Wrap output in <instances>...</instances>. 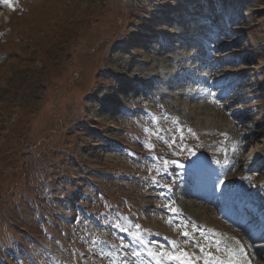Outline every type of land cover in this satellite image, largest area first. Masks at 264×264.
<instances>
[{
  "label": "rangeland",
  "instance_id": "obj_1",
  "mask_svg": "<svg viewBox=\"0 0 264 264\" xmlns=\"http://www.w3.org/2000/svg\"><path fill=\"white\" fill-rule=\"evenodd\" d=\"M10 3L0 0V264H155L144 245L174 252L172 241L205 264V253L226 258L214 234L264 264V222L239 203L264 209V0ZM102 89L119 96L110 121L96 110ZM146 112L167 114L159 127L176 137L171 148L154 136L153 152L143 147ZM165 159L184 165L160 181L170 193L150 182ZM184 226L204 253L185 243Z\"/></svg>",
  "mask_w": 264,
  "mask_h": 264
},
{
  "label": "snow or ice",
  "instance_id": "obj_2",
  "mask_svg": "<svg viewBox=\"0 0 264 264\" xmlns=\"http://www.w3.org/2000/svg\"><path fill=\"white\" fill-rule=\"evenodd\" d=\"M5 3H8L9 7H11V3L10 0H5ZM101 76L104 75H108L105 72H101L100 73ZM102 91H108V89H102ZM207 98H209V102L212 104H216L219 107L223 108V104L222 102L217 98V94L215 92H207L206 93ZM162 107V106H161ZM146 116L148 117V119L151 121L153 127L152 128H148V127H143L142 131L144 132L145 136H146V140L143 142V147L149 151L150 153L153 152L155 145L152 143V137L154 136L156 139L162 141L164 144L168 145L169 148L172 147V145L175 143L176 141V137L173 136L171 142L164 136L163 134V129H161L159 127V120L161 118H163L164 120H168V116L165 113H162L161 117H156L154 116L152 113L150 112H146ZM172 123L174 125H179V120L177 118H173L172 119ZM177 131H182L181 129H179V127H177L176 129ZM189 133H191L193 136H195V133L192 131L191 128H189L187 130ZM220 135L225 137V140H227V134L225 133H221ZM181 140H183V137L181 136ZM242 143V141H237L236 144H234L232 146V151L233 153H236L237 151H239L238 145ZM181 148V152L183 151H187L190 157H195L196 156V152L193 151L192 149L188 148L185 149V147L183 145L180 146ZM220 151H224L225 155H226V150L225 149H220ZM174 155H179L180 153H173ZM129 156H133L135 155L134 153L129 152L128 153ZM153 160H157L158 158L156 156H152ZM214 163L219 164L220 161L219 160H214ZM175 166L178 168H183L184 165L177 163L174 160H164L163 161V167H159L157 165H153V168L149 169V174L151 176V184L166 189L167 192H171L172 191V185L165 183V184H161V180L164 179V174L167 173V169L169 166ZM191 167H193L194 169H203L204 165L199 162L194 160ZM153 170L155 171V175H152ZM226 173L224 175H222L221 177H219L216 180L212 181V190L213 191H220L223 190V188H225L227 186V182H226ZM157 176L160 177V179H157ZM174 183V181H173ZM250 185L252 187H257L255 184H251V181H249ZM261 188H264V185L260 186ZM161 196H163V193H161ZM107 207V205H106ZM165 207L168 209L169 212L171 213H178L180 210L175 207L174 205V201L170 202L168 204H165ZM120 219H127L126 217H120ZM171 220L168 221L169 224H171ZM116 227L119 228L120 231L127 233L128 229L123 227L122 225L117 224ZM187 226H184V229L181 230L180 234L186 238L185 243L192 241L194 246L199 248L200 251L202 253H204L205 251V246L203 244L197 243L194 239V235L193 233H190L189 231L186 230ZM193 227H195L193 225ZM137 228V232L136 233H132V239L136 242H138L141 245H144V240H143V236L142 234L139 232L140 226L136 225ZM201 235H203V233H201ZM215 235V247H216V251L217 252H221L223 251L226 254V258H220V257H211L210 259L207 258L210 256L209 253H205V264H251V261L245 251V245L238 239L236 240H228L225 239L223 237H220L218 234H214ZM91 243L93 245H97L99 243H104L103 241L99 240V237H95L92 239ZM174 247L177 248V251L179 252V254H177V251L174 252H165L163 250H161L160 252H153L151 249L147 248V245H144V248L147 250V254L148 256H150L154 261L155 264H165V260H176L179 261V264H195L194 260L189 256V254L187 252H184L182 250H179L178 246L176 245L175 241L171 242ZM254 245L249 244L248 247H253ZM112 248L116 249V245H112ZM121 247L122 248H126L129 247L128 245L124 244L123 240H121ZM260 247H264V245H261ZM118 252L120 251L119 249H116ZM82 255V254H81ZM133 256L139 257L141 255L140 251H133L132 252ZM196 259H199V257H197ZM109 264H118L117 260L115 259H110L109 260ZM119 264H128V262L126 260H122L119 262Z\"/></svg>",
  "mask_w": 264,
  "mask_h": 264
},
{
  "label": "bare ground",
  "instance_id": "obj_3",
  "mask_svg": "<svg viewBox=\"0 0 264 264\" xmlns=\"http://www.w3.org/2000/svg\"><path fill=\"white\" fill-rule=\"evenodd\" d=\"M130 65V64H129ZM128 69H129V67H128ZM127 69V70H128ZM127 72V71H126ZM128 72H129V70H128ZM195 78V77H194ZM193 78V79H194ZM100 94H103L102 95V97H100L99 96V104L101 105L99 108L97 107V109L96 110H101L102 112H103V115H101V116H105V120L106 121H110V117L111 116H115V110L114 109H116V108H114L115 107V105H117L116 104V102H118L119 101V96H118V93H117V90L116 91H113L114 93L112 94V95H106L108 92L107 91H98ZM195 95V94H194ZM119 103V102H118ZM119 105V104H118ZM204 110V109H203ZM202 110V111H203ZM206 112V111H205ZM203 113V112H202ZM104 118V117H103ZM197 118V117H196ZM114 119H115V117H114ZM206 120H208V118H206L205 119V121ZM207 122V121H206ZM255 163H257V159H254L253 160V164H255ZM221 193L222 192H219L218 194L219 195H221ZM218 202V201H217ZM240 204H245L246 205V209H248V208H253V210H255V212L257 213V218L256 217H254L253 219H252V222H253V224L254 223H256V222H259V223H263L264 222V209H260V208H258V207H260V206H258V207H256L255 206V203L253 204L252 203V201H249L247 198L246 199H244V202H242V203H240ZM183 205V204H182ZM202 206V205H201ZM201 206H199V208H200V210L201 209H203V207H201ZM179 209V208H178ZM244 209H245V207H244ZM248 212H249V210H248ZM252 213H254V212H252ZM198 215V214H197ZM200 215V214H199ZM199 217V216H198ZM193 223V222H192Z\"/></svg>",
  "mask_w": 264,
  "mask_h": 264
}]
</instances>
